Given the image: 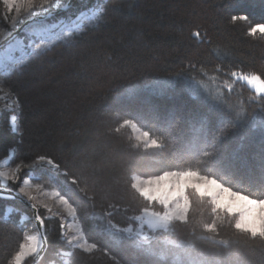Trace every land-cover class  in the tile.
I'll use <instances>...</instances> for the list:
<instances>
[{
	"label": "trees",
	"instance_id": "16d2710c",
	"mask_svg": "<svg viewBox=\"0 0 264 264\" xmlns=\"http://www.w3.org/2000/svg\"><path fill=\"white\" fill-rule=\"evenodd\" d=\"M224 3L225 0H75L69 9L43 20H64L68 24V17L75 19L80 12H89L97 5L107 9L102 22L85 23L84 30L71 41L56 43L28 64L23 73L11 77L20 93L22 127L20 132L11 131L13 113L1 109L0 162L10 156L12 165L20 160L27 163L37 153H48L82 174L90 186L94 184V208L78 193L71 195L76 205L93 218L94 222L86 219L81 225L86 237L110 247L111 256L116 259L102 252L89 255L76 250L73 255L72 248L66 247L60 236V219L51 217L45 220L48 247L39 264L63 262V252H69L64 264H145L131 247L112 245L103 231L107 221L99 219L107 204L119 202L121 211L112 217L113 223L129 226V218L138 215V208L146 203L142 198L133 201L125 195L124 186L130 177L127 171H119L109 163L113 156L126 155L136 142L132 129L119 125L124 118H132L137 109L145 113L144 119L137 122L138 127L158 136L151 119L154 106L180 109L190 105L194 102V89L201 96L219 93L237 111L246 113V122H241L225 142V156L229 160L234 154L247 156L249 163L236 160L225 169L230 181L227 186L254 195V190L264 184V174L252 158L259 152L260 136L252 135L258 129H252L250 124L253 116L258 123L261 115L260 105L251 98L255 96L258 101L260 97L246 83L231 76L233 71L264 75V37L247 35L249 22L230 20L236 11L246 10L251 23L264 22V9L259 0H244L242 8L229 10H224ZM5 16L6 8L0 0V27L7 25ZM196 31L202 33L200 39L192 35ZM24 34L25 31L21 35ZM189 64L194 67L189 68ZM196 127V119L191 124L182 122L180 130L173 129L166 138L164 148L138 153V173L158 174L174 166H198L207 172L209 165L182 160L199 150L198 144L193 146ZM8 205L18 211L4 220L2 215ZM159 207L156 205L157 210ZM41 214L45 215L43 210ZM24 215L30 218L22 222ZM31 217L30 208L22 202L0 200V264H8L10 253L23 236L35 229ZM204 218H212L209 206H205ZM197 235L211 234L198 230ZM172 239L195 240V254L207 257L212 264H264L259 239L238 235L227 217L216 238L229 239L227 247L196 240L182 228ZM32 260L27 259L25 264Z\"/></svg>",
	"mask_w": 264,
	"mask_h": 264
},
{
	"label": "snow or ice",
	"instance_id": "6c2138e0",
	"mask_svg": "<svg viewBox=\"0 0 264 264\" xmlns=\"http://www.w3.org/2000/svg\"><path fill=\"white\" fill-rule=\"evenodd\" d=\"M2 3L8 14L5 20L10 16L11 24L0 27V77H3L0 79V93H4L0 99L5 100V109L13 113L10 118L11 131L20 132V93L11 77L23 73L28 64L56 43L71 41L75 34L84 30L85 23L92 25L102 22L107 9L97 5L89 10L90 14L82 11L75 19L68 17V24L64 20L44 23L36 18L50 17L60 9H69L71 5L62 0H2ZM259 4L264 9V0H259ZM243 5L244 0H225L223 8L240 9ZM13 12L16 14L11 15ZM230 20L233 23L247 21L250 23L247 35L264 37V22L251 23L248 11H236L230 16ZM19 28L25 29L23 37L16 35ZM192 35L198 39L202 37L200 31L193 32ZM192 67L194 66L189 64V68ZM175 75L180 76L182 73ZM231 76L235 80L245 81L259 94L258 101L255 96L251 98L261 108L259 122L257 123L256 116L250 122L252 129H258V133L253 132L252 135L260 136L259 152L254 153L252 158L258 161L261 173L264 174V75L258 72L233 71ZM228 88L230 90L231 85ZM192 96L194 102L185 104L180 109L169 108L167 105L152 108L151 119L154 129L160 133L158 136L150 131H139L137 122L144 119L143 109H137L132 118H124L119 127L130 126L134 131H139V135L135 137L136 142L126 155L109 159L114 168L127 171L130 177V182L124 186L125 195L133 201L137 197L142 198L146 203L138 208V215L129 218V226L126 227H121L112 220L115 213L121 211L120 203L107 204L99 217L100 220L107 221L103 231L112 245L131 247L135 255L144 258L145 264H212L207 257L195 254V240L178 242L172 237L182 228L196 240H208L227 247L229 239H216L226 217L229 226L238 235L251 240L259 239L258 247L264 252V184L254 190V195H249L227 186L230 181H227L225 175V169L233 166L236 160L244 165L249 163L247 156L234 154L233 160L225 156V142L241 122H246V113L243 110L237 111L236 106L224 101L219 93L201 96L199 90L194 89ZM193 119L198 120V127L194 129L193 146L198 144L199 150L189 153L182 160L188 164L195 161L197 165H209V170L202 171L198 166H174L160 170L158 174H139L137 154L164 148L171 131H179L182 122L191 124ZM119 127L115 129L116 132ZM161 128L165 131L161 132ZM0 181L3 182L0 184V200H23L32 211L31 219L39 226L35 233L23 236L16 249L10 253L8 264H25L27 258L41 255L47 250V236L39 229L45 228V220L51 216L60 219V236L65 241V246L72 248L73 255L76 250L89 255L102 252L113 260L116 259L111 256L110 247L90 242L81 227L86 219L94 221L76 205L71 193H78L93 208L97 195L95 185L90 186L82 174L64 165L51 154L37 153L27 163L20 160L15 163L14 168L0 170ZM54 185L59 187H53ZM48 189L51 190L47 195L55 201L54 204L38 200L34 194ZM156 205L160 206L159 210ZM205 206L210 208V221L204 218ZM41 209L51 216L42 215ZM16 211L18 210L14 206L8 205L2 218L7 220ZM69 218L80 223L66 225ZM66 227H73L74 233L67 232ZM145 227L151 230L150 233L144 231ZM198 230L211 235L198 236ZM57 255L61 253L58 252Z\"/></svg>",
	"mask_w": 264,
	"mask_h": 264
},
{
	"label": "rangeland",
	"instance_id": "374dc122",
	"mask_svg": "<svg viewBox=\"0 0 264 264\" xmlns=\"http://www.w3.org/2000/svg\"><path fill=\"white\" fill-rule=\"evenodd\" d=\"M62 2H64V0H62ZM16 13L15 12H13L11 15H15ZM8 15V14H7ZM44 23H52V22H56V20L55 19H49V20H46V21H43ZM11 24V18H10V16L8 17V19H7V25H10ZM9 30H11V29H9ZM13 31H15V30H13ZM25 31V30H24ZM23 31V32H24ZM23 32H21L20 33V35H18V37H23L24 35H21ZM19 53H17V55H18ZM238 73H240V72H238ZM241 81H243V80H241ZM244 83H246L245 81H243ZM247 84V83H246ZM248 85V84H247ZM251 89H253L252 88V86H250V85H248ZM254 90V89H253ZM2 95H4V93H0V96H2ZM4 105H5V100H3V99H0V109H5V107H4ZM11 120V119H10ZM130 127V126H129ZM131 128V127H130ZM132 129V128H131ZM138 129H139V131H143L140 127H138ZM132 131H133V134H134V136L136 137L137 135H139V131H134L133 129H132ZM11 158H10V156L9 157H6L5 159H3L1 162H0V170H2V171H8L9 169H11V168H14L15 167V165H12L11 164ZM34 183L36 182V181H33ZM1 183H3L2 181H1ZM50 190L51 189H48V190H46V192H37V193H34L36 196H37V198H38V200H45L46 202H48V203H52V204H54L55 203V201L50 197V196H48L47 195V192H50ZM41 210H43V209H41ZM43 212H44V214L46 215V216H51V214L50 213H46L45 212V210H43ZM65 215H67V214H65ZM51 217H54V216H51ZM30 218V215H24L23 217H22V222H24L25 220H28ZM76 223H79L78 221H71V219L69 218L67 221H66V225L67 224H76ZM137 224H138V222H137ZM35 226V225H34ZM67 232H69V233H74V228L73 227H66V229H65ZM144 230H148L147 229V227H145L144 228ZM37 231V228H36V226H35V229H29L28 231H27V233H35ZM68 255H69V252H63V254H62V260H63V262H59V263H50V264H64L65 262H67V257H68ZM33 257L34 256H32V257H29V258H32L33 259ZM29 258H27V259H29ZM26 259V260H27Z\"/></svg>",
	"mask_w": 264,
	"mask_h": 264
},
{
	"label": "water",
	"instance_id": "95a60500",
	"mask_svg": "<svg viewBox=\"0 0 264 264\" xmlns=\"http://www.w3.org/2000/svg\"><path fill=\"white\" fill-rule=\"evenodd\" d=\"M74 2H75V0H68L67 3H69V4L72 6V5L74 4ZM63 10H64V9H60V10L56 11L53 15H55V14H57V13H60V12L63 11ZM53 15H52V16H53ZM52 16H50V17H52ZM50 17H45V18L37 17L36 20H37V21H41V20H44V19H46V18H50ZM23 29H24V28H19V31H16V30H15V31H16V35H18ZM16 199H18V200L21 201L22 203L26 204V203H25L23 200H21L20 198H16ZM26 205H27V204H26ZM36 225H37V228H38L39 226H38L37 223H36ZM39 231L44 232V229H39ZM44 253H45V252H44ZM44 253L41 254V255H36V256H34L31 264H38V262L41 260V258H42V256L44 255Z\"/></svg>",
	"mask_w": 264,
	"mask_h": 264
},
{
	"label": "bare ground",
	"instance_id": "6f19581e",
	"mask_svg": "<svg viewBox=\"0 0 264 264\" xmlns=\"http://www.w3.org/2000/svg\"><path fill=\"white\" fill-rule=\"evenodd\" d=\"M24 30H25V29H23L21 32H23ZM21 32H20V33H21ZM20 33H19L18 35H20ZM18 35H17V36H18ZM0 118H1V109H0ZM16 200H18V199H16ZM18 201H19V200H18ZM20 202H21V201H20ZM23 204H24V203H23ZM24 205H26V204H24ZM26 206H28V205H26ZM28 207H29V206H28ZM30 210H31V209H30ZM31 212H32V211H31ZM33 221H34V220H33ZM34 223H35V226H36V228H37V225H36V222H35V221H34ZM37 230H38V228H37ZM44 233H45V231H44ZM42 257H43V256H42ZM41 259H42V258H41ZM40 261H41V260H40ZM40 261H39V262H40ZM39 262H38V264H39ZM31 263H32V262H31Z\"/></svg>",
	"mask_w": 264,
	"mask_h": 264
}]
</instances>
